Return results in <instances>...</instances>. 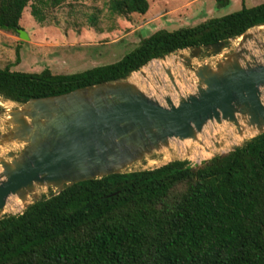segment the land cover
Segmentation results:
<instances>
[{"label":"trees","instance_id":"trees-1","mask_svg":"<svg viewBox=\"0 0 264 264\" xmlns=\"http://www.w3.org/2000/svg\"><path fill=\"white\" fill-rule=\"evenodd\" d=\"M64 1L0 0V30L18 33L24 9L42 22L45 8ZM215 2L221 8L230 0ZM108 8L142 15L149 0H108ZM262 23L264 1L193 26L157 29L118 60L81 71L0 67V96L21 103L124 78L153 58L227 44ZM0 264H264V133L193 165L173 160L66 185L0 219Z\"/></svg>","mask_w":264,"mask_h":264},{"label":"water","instance_id":"water-1","mask_svg":"<svg viewBox=\"0 0 264 264\" xmlns=\"http://www.w3.org/2000/svg\"><path fill=\"white\" fill-rule=\"evenodd\" d=\"M18 33L26 38L24 30ZM232 39H238L237 45L223 52ZM250 40L253 49L247 47ZM228 41L183 48L190 51L183 56L185 66L201 52L204 56L219 54L213 64L204 62L193 68L192 92L181 94L175 66L161 61L175 97L170 93L162 99L149 95L131 78L150 60L124 78L60 94L31 97L21 103L0 96L7 101L0 107L7 125L0 130V146L22 145L19 151L0 156V219L21 214L44 198L39 188H51V194H56L66 185L113 173L153 169L173 160L193 165L219 155L213 153L215 145L205 144L207 136L204 141L200 138L209 122H227L240 140L264 133V23ZM173 139L196 143L199 152H187V159L131 169L152 154H163ZM12 197L19 200L18 213L7 212Z\"/></svg>","mask_w":264,"mask_h":264},{"label":"rangeland","instance_id":"rangeland-1","mask_svg":"<svg viewBox=\"0 0 264 264\" xmlns=\"http://www.w3.org/2000/svg\"><path fill=\"white\" fill-rule=\"evenodd\" d=\"M263 1L230 0L228 5L219 8L215 0H149V8L145 14L118 15L110 12L108 0H66L56 7L45 8V19L42 22L35 20L27 7L20 19L26 38L20 37L19 33L0 30V67L8 66L11 70L27 72H39L46 67L53 73L81 71L118 60L141 38L157 29L172 30L193 26L208 18L237 10L242 5L251 6ZM93 15L96 17L94 21L90 20ZM257 37L262 40V33ZM237 43L238 39H232L223 52L232 50ZM253 45L254 41L249 42L247 47L253 49ZM16 48L19 51L17 59ZM184 55H190V51L182 49L163 59L150 60L139 71L133 72L131 78L149 95L162 99L164 94L170 93L175 97L176 92L161 62L173 59L176 74L180 75H176V83L181 94L192 92L195 89L193 68L204 62L213 64L219 54L204 56L201 52V55L192 58L189 66L183 65ZM175 69L172 70L174 73ZM6 102L0 97V107L6 106ZM11 105L15 106L13 103ZM1 116L0 130H5L7 125ZM207 126L200 138L202 141L206 140L204 143L207 146L211 145L213 148L215 145L214 154L226 153L248 138L240 140L233 131L234 127L225 121L221 124L209 122ZM203 136L208 138L204 139ZM170 146L163 154H152L131 169L145 164L155 167L170 159H185L187 152H199L196 143L190 144L177 139H173ZM21 147L18 143L0 146V156L19 151ZM38 192L42 197H48L53 190L39 188ZM19 207V200L12 197L8 200L6 209L8 213H18Z\"/></svg>","mask_w":264,"mask_h":264},{"label":"bare ground","instance_id":"bare-ground-1","mask_svg":"<svg viewBox=\"0 0 264 264\" xmlns=\"http://www.w3.org/2000/svg\"><path fill=\"white\" fill-rule=\"evenodd\" d=\"M173 61H174L173 59H167V60L164 61V64L167 65V66H170V65L172 66L174 64ZM155 66H156V64H155Z\"/></svg>","mask_w":264,"mask_h":264}]
</instances>
